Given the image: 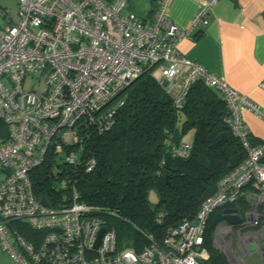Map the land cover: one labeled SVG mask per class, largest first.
Wrapping results in <instances>:
<instances>
[{
  "label": "built area",
  "instance_id": "built-area-1",
  "mask_svg": "<svg viewBox=\"0 0 264 264\" xmlns=\"http://www.w3.org/2000/svg\"><path fill=\"white\" fill-rule=\"evenodd\" d=\"M129 1L18 0V22L0 27V121L9 133L8 141L0 139V247L17 264H199L208 217L217 207L236 202L247 186L252 207L246 220L224 221L218 228L237 226L238 234L264 228V141L251 143L241 108L262 120L264 109L178 49L182 39L209 23L219 0H196L187 28L168 14L170 0H158L149 22L125 13ZM150 64L177 108L197 81L218 90L230 113L227 124L246 157L201 202L193 218L167 229L163 247L151 243L140 252L118 250L115 232L87 215L89 207L76 192L70 205L47 207L36 197L30 173L50 147L58 156L66 153L62 160L75 163L86 124L108 128L112 111L101 108ZM29 78L33 84L27 87ZM190 148L191 143H182L176 153L186 157ZM14 221L46 235L35 245L10 225ZM232 258L230 264L245 261L235 252Z\"/></svg>",
  "mask_w": 264,
  "mask_h": 264
},
{
  "label": "trees",
  "instance_id": "trees-1",
  "mask_svg": "<svg viewBox=\"0 0 264 264\" xmlns=\"http://www.w3.org/2000/svg\"><path fill=\"white\" fill-rule=\"evenodd\" d=\"M153 69L154 65H147L101 108L112 111L108 128L101 130L97 122L86 124L78 149L73 147L78 150L75 163L62 160L66 153L58 156L50 147L44 162L30 173L36 197H46L52 207L70 205L76 192L89 207L87 215L115 232L118 250L140 252L151 243L163 247L167 229L193 218L201 202L246 157L227 124L230 113L218 90L197 81L177 108ZM192 131L191 143L185 136ZM0 139L9 140L2 121ZM182 143H191L186 157L176 153ZM250 190L247 186L236 202L210 214L199 264H229L213 236L224 222L225 209H234L241 221L246 220L252 207ZM152 191L158 197L155 203L150 199ZM10 225L35 245L46 235L24 221Z\"/></svg>",
  "mask_w": 264,
  "mask_h": 264
},
{
  "label": "crops",
  "instance_id": "crops-1",
  "mask_svg": "<svg viewBox=\"0 0 264 264\" xmlns=\"http://www.w3.org/2000/svg\"><path fill=\"white\" fill-rule=\"evenodd\" d=\"M17 4L18 0H0V27L18 22ZM157 5L158 0H130L125 13L149 22ZM197 8L196 0H170L167 11L179 26L187 28ZM178 49L264 109V0H219L209 23L182 39ZM241 116L250 130V140L255 144L264 141V120L245 107ZM0 251L5 253L1 247ZM3 254L0 264H11Z\"/></svg>",
  "mask_w": 264,
  "mask_h": 264
},
{
  "label": "rangeland",
  "instance_id": "rangeland-1",
  "mask_svg": "<svg viewBox=\"0 0 264 264\" xmlns=\"http://www.w3.org/2000/svg\"><path fill=\"white\" fill-rule=\"evenodd\" d=\"M32 84L33 79L29 78L27 87ZM185 138L192 143L194 131L189 132ZM150 195L151 201L155 203L158 200L156 192L152 191ZM236 227H229L226 224L219 227L217 230L219 238L215 235L213 239L215 246L224 253L228 261L233 259L232 256L235 252V254H240L249 264H262L264 261V228H246L241 234H238L236 233ZM0 253L3 254L1 251ZM3 255L7 258L5 253ZM7 259L11 264H15L9 256Z\"/></svg>",
  "mask_w": 264,
  "mask_h": 264
},
{
  "label": "water",
  "instance_id": "water-1",
  "mask_svg": "<svg viewBox=\"0 0 264 264\" xmlns=\"http://www.w3.org/2000/svg\"><path fill=\"white\" fill-rule=\"evenodd\" d=\"M40 202L43 205L47 206V207L50 206V203L48 202V200L44 196L40 198ZM234 212H235L234 209H231V208L230 209H225L224 221L227 222V223H233V224L239 223L240 222V218H239V216L233 215ZM104 231H105L104 228H102L100 230V233H99L97 241H96V247L99 245L101 236L104 233Z\"/></svg>",
  "mask_w": 264,
  "mask_h": 264
},
{
  "label": "bare ground",
  "instance_id": "bare-ground-1",
  "mask_svg": "<svg viewBox=\"0 0 264 264\" xmlns=\"http://www.w3.org/2000/svg\"><path fill=\"white\" fill-rule=\"evenodd\" d=\"M236 264H249V263H247V260H243V259H239V260H236Z\"/></svg>",
  "mask_w": 264,
  "mask_h": 264
}]
</instances>
